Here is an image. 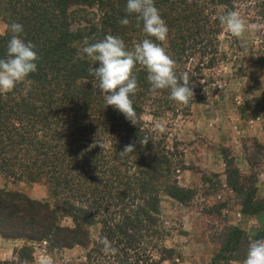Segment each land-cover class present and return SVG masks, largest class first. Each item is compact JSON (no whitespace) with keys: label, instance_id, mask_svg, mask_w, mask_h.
<instances>
[{"label":"trees","instance_id":"trees-1","mask_svg":"<svg viewBox=\"0 0 264 264\" xmlns=\"http://www.w3.org/2000/svg\"><path fill=\"white\" fill-rule=\"evenodd\" d=\"M239 2L264 18V0H154V5L169 33L178 32L179 45L175 42L174 48L181 52L189 43L205 48L212 43L217 22L204 15L205 6L234 9ZM93 7L98 16L90 11ZM125 9L126 0H0V21L22 24V38L35 45L38 56L37 70L20 82L23 87L0 94V169L15 168L9 172L13 173L18 168L20 175H35L34 180L48 185L52 195L49 200H36L0 188V238L20 242L12 260H0V264H31L36 247L43 243L48 252L81 248V264H97V258L107 256L101 238H107L116 249L121 246L122 259L125 249L139 248L158 232V191L169 167L167 157L139 136V117L149 103L158 113H180L197 98L182 104L170 98L169 89H160L161 94L150 100L153 89L146 69L137 63L133 67L137 89L130 97L135 117L129 121L105 105L90 74V68L95 69L99 62L82 56L80 49L85 38L91 44L106 35L119 36L129 50L145 38L155 41L143 32L142 21ZM123 17L128 18L127 25L119 23ZM184 28L190 33L182 32ZM9 38L6 31L0 34V58L5 57ZM128 144L134 146L133 152L121 153ZM19 153L24 158L17 159ZM175 190L169 193L178 200ZM254 196V191L252 196L244 194L242 213H264V199ZM97 225L100 232L92 239L90 228ZM234 232L239 240L249 238L237 228ZM230 246L231 251L236 248L231 242ZM136 256L129 264L161 262ZM111 258L120 264L118 252Z\"/></svg>","mask_w":264,"mask_h":264},{"label":"rangeland","instance_id":"rangeland-1","mask_svg":"<svg viewBox=\"0 0 264 264\" xmlns=\"http://www.w3.org/2000/svg\"><path fill=\"white\" fill-rule=\"evenodd\" d=\"M234 6V9L218 4L204 7V15L209 14L210 22H217L213 41L207 48L189 43L178 52L174 48L179 40L177 31H168L166 41L158 43L175 61L178 76L188 75L193 98L197 99L180 113L163 111L160 115L150 109V103V107H142L139 136L167 157L169 174L161 178L158 191V232L139 248L136 245L125 249L128 258L121 259V246L117 247L120 264H129L132 259L135 262L136 255L146 262L148 258L161 259L160 264H242L249 243L259 239L258 232L264 234V213L244 214L240 205L241 200L245 201L244 194L252 196L253 191L254 198L264 199V147L257 137L264 134V18L255 9H246V4L239 2ZM90 11L98 16L96 7ZM230 11L237 12L247 25L256 27L247 28L240 37L232 36L218 20ZM78 25L74 24L73 29ZM184 29L182 32L190 33ZM4 33L5 23L0 21V34ZM21 85L24 84L18 82L15 87ZM149 92L150 100L161 94L160 89ZM20 158L24 154L19 153L17 159ZM10 170L0 169V188L36 200L51 198L48 185L34 180L35 175L26 172L20 175L18 168L17 172L9 173L15 168ZM172 189H176L178 200L170 195ZM66 224L71 225L70 220ZM236 228L249 237L247 241L234 237ZM90 232L92 239H96L100 226L90 228ZM230 242L236 245L233 251ZM11 247L0 239L2 261L12 260L13 256L3 252ZM83 254L81 248L48 252L43 243L36 247L34 256L36 264H81ZM111 255L97 258V264H118Z\"/></svg>","mask_w":264,"mask_h":264},{"label":"clouds","instance_id":"clouds-1","mask_svg":"<svg viewBox=\"0 0 264 264\" xmlns=\"http://www.w3.org/2000/svg\"><path fill=\"white\" fill-rule=\"evenodd\" d=\"M126 12L135 14L142 21L143 32L155 41L164 42L168 36V26L162 19L154 0H126ZM219 22L234 37H240L249 27L235 11L227 12L218 17ZM127 25L129 20L123 17L119 20ZM5 31L10 33L6 45V54L0 58V92L11 91L18 82L25 80L30 73L37 70L38 59L35 45L22 38L23 25L10 22L5 25ZM153 39L145 38L138 41L129 50L119 36L106 35L102 40L88 43L83 41L80 49L86 56L99 66L90 68V74L97 81L100 92L104 95L105 105H110L131 121L135 117L133 101L130 98L137 89L136 76L133 67L137 63L143 65L147 72V80L153 90L169 89L170 98L176 102L187 104L193 98V90L187 74L178 77L175 72V61L165 52V49ZM163 131V128H160ZM148 140H145L146 144ZM134 146L128 144L121 153L133 152ZM105 253L115 254L117 249L107 238H101ZM242 264H264V239H253Z\"/></svg>","mask_w":264,"mask_h":264},{"label":"crops","instance_id":"crops-1","mask_svg":"<svg viewBox=\"0 0 264 264\" xmlns=\"http://www.w3.org/2000/svg\"><path fill=\"white\" fill-rule=\"evenodd\" d=\"M258 137V139L260 140V144L264 147V134L263 135H258L257 136ZM1 239V238H0ZM1 241L3 242V243H7V244H11L12 245V247L10 248V249H3V252L4 253H8V255L10 256V257H12L13 256V253H14V246H20V242L19 241H15V240H4V239H1ZM5 246V245H4ZM73 249H76V248H73ZM73 249H71V250H73ZM69 251V250H68ZM0 260H2L1 258H0ZM37 263V261H36V258H35V256H34V260H33V264H36Z\"/></svg>","mask_w":264,"mask_h":264}]
</instances>
